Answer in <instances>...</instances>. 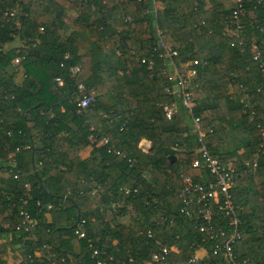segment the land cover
I'll use <instances>...</instances> for the list:
<instances>
[{"label":"trees","instance_id":"obj_1","mask_svg":"<svg viewBox=\"0 0 264 264\" xmlns=\"http://www.w3.org/2000/svg\"><path fill=\"white\" fill-rule=\"evenodd\" d=\"M243 3L246 37L232 46L225 35L232 21L229 0H157L156 9L152 0H0V264H44L36 246L65 257L59 264H96L95 247L105 250L97 258L131 254L142 264L156 249L148 228L166 241L179 235L182 253L174 259L193 252L197 224L178 212L177 195L184 176L200 182L208 172L191 167L194 152L174 148L177 141H192V134L182 108L171 118L163 111L171 82L156 49L159 39L177 51L178 66L198 60L189 88L205 142L242 171L234 190L244 229L236 253L248 264H264V100L249 47L255 42L264 49V0ZM66 9L77 12L78 28L65 22ZM15 36L22 45L4 48ZM78 82L95 91L82 113L73 101ZM231 129L245 135L233 148L227 145ZM91 134L108 144L95 146ZM143 140L150 142L147 150ZM89 144L92 154L82 158L79 152ZM16 146L20 179L9 172L7 159ZM254 157L257 168L249 171L245 162ZM24 180L31 183L26 207L39 219L32 227L37 240L21 225ZM97 184L99 197L91 195ZM123 187L136 191L124 196ZM122 199L134 208L128 223L110 213L112 202ZM49 203L54 207L47 211ZM159 211L176 222L155 229ZM88 215L86 237L78 238L75 222Z\"/></svg>","mask_w":264,"mask_h":264},{"label":"built area","instance_id":"obj_2","mask_svg":"<svg viewBox=\"0 0 264 264\" xmlns=\"http://www.w3.org/2000/svg\"><path fill=\"white\" fill-rule=\"evenodd\" d=\"M232 6V21L227 22L225 28V35L231 40V45H242L246 37V31L240 18L244 15L243 0H229ZM258 3L261 0H257ZM154 9L157 7V0H152ZM7 13H5L6 15ZM13 15V11L9 12ZM158 35L160 30L157 28ZM250 52L254 62L259 68L262 80L259 85V90L262 91L264 100V49L255 42L250 43ZM157 50L159 56L164 58L167 69L165 71V78L171 82L170 86L166 88V92L170 94L171 101L164 104L163 111L167 118L173 117L180 108H182L190 123V133L192 134V141L176 142L174 148H183L189 153H195V157L191 158L190 165L194 168H205L208 172V178L203 181H195L191 176L183 177V186L178 192V199L180 205L178 212L189 221L197 224V236L193 240V252L183 257L180 260L174 259L176 254L182 253L181 247L178 245L179 235L175 233L169 236V241L165 240V235L158 238L156 232L151 228L145 230L147 237L154 241L156 249L151 253L148 259H144L142 264H248L247 259H239L236 253L235 245L243 236V221L240 216L241 206L237 201L235 194L236 179L240 177L242 171L236 166L231 165V162H225L217 155H214L208 148L205 142V131L201 129V117L194 113L196 106V98L194 90L189 88L190 82L196 77L197 69L194 66L198 63L197 59L188 60L178 66L174 60L177 51L170 46H166L161 39L157 42ZM145 61V59H142ZM16 57L14 62H18ZM151 62V60H149ZM77 71V66L71 68L73 75ZM61 84L62 80L57 78ZM95 99V91L93 89L87 90L83 82L76 83V94L74 96V103L76 111L82 113L87 106H89ZM105 115V114H104ZM188 134L184 133V136ZM104 144H108V138L102 139ZM141 146L144 150L150 147L148 140L141 141ZM23 147H29V144ZM20 151V147L16 146L14 151L8 153L7 159L9 164V172L14 178L20 179L21 173L17 168V160L15 153ZM108 151H113L120 154V150L108 146ZM128 161L131 162L130 159ZM247 170L255 171L258 165V158L254 157L252 160L246 161ZM202 177L201 173L197 174ZM25 188L24 195L26 199H22L20 205L19 215L22 217L21 225L24 226L28 232V236L32 240H37L36 234L32 231L33 225L39 220L32 216L28 210L27 201L31 198V183L24 180L22 182ZM100 185H96L91 189V195L99 197L101 190ZM102 191V190H101ZM135 192L136 188L130 189L123 187L122 192L127 196ZM154 202L157 198L153 199ZM39 204V201H37ZM54 204L49 203L46 210H50ZM126 208V209H125ZM113 211H112V210ZM110 213H120V219L129 216L134 211L133 205L127 200H116L111 204ZM92 221V216L88 215L79 218L75 222L74 233L78 238L86 237V225ZM174 224L176 219L168 217L166 214L159 211V218L154 222L155 229H161L163 223ZM19 224L17 225L18 228ZM9 227V223L5 224ZM117 243V241H115ZM117 249V248H116ZM37 254H42L46 259L44 264H59L65 262V257H59L54 251H43V247L36 246ZM105 250L95 247L92 250L91 257L95 258L96 264H136L134 257L129 254L127 257L116 259L113 255L106 258H97ZM11 264H16L12 262Z\"/></svg>","mask_w":264,"mask_h":264},{"label":"crops","instance_id":"obj_3","mask_svg":"<svg viewBox=\"0 0 264 264\" xmlns=\"http://www.w3.org/2000/svg\"><path fill=\"white\" fill-rule=\"evenodd\" d=\"M65 22L69 23L70 29H76L79 27L77 20V12L72 9H66V16L64 17ZM23 40L19 37H16L9 43L4 44V48H10V47H18L22 45ZM16 63V62H15ZM22 79V69H19L17 75H16V81L20 82ZM63 109V108H62ZM104 115V114H103ZM39 131V130H38ZM89 139L91 142L95 143V146H99L104 144L102 140L95 139V136L91 134L89 136ZM93 144L86 145L84 148H82L79 152V155L82 158H87L92 154L93 148L95 147ZM123 223H128L130 221L129 216H125L124 218L120 219ZM116 240H114L115 242Z\"/></svg>","mask_w":264,"mask_h":264},{"label":"rangeland","instance_id":"obj_4","mask_svg":"<svg viewBox=\"0 0 264 264\" xmlns=\"http://www.w3.org/2000/svg\"><path fill=\"white\" fill-rule=\"evenodd\" d=\"M158 7H159V5H158ZM133 46H134V45H133ZM188 119H189V118H188ZM231 132H232V135H234V138H233V139L230 141V143H228L227 145H228V147L233 148V147L236 145L237 141L240 140V138H241V140L239 141V143L242 141V139L244 140L245 135H243V134H238V133H236L233 129H231ZM122 218H124V217H122Z\"/></svg>","mask_w":264,"mask_h":264},{"label":"water","instance_id":"obj_5","mask_svg":"<svg viewBox=\"0 0 264 264\" xmlns=\"http://www.w3.org/2000/svg\"><path fill=\"white\" fill-rule=\"evenodd\" d=\"M172 158H174V156H172Z\"/></svg>","mask_w":264,"mask_h":264}]
</instances>
